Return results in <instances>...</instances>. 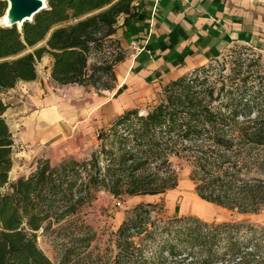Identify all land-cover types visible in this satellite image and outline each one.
Instances as JSON below:
<instances>
[{
    "label": "trees",
    "instance_id": "trees-1",
    "mask_svg": "<svg viewBox=\"0 0 264 264\" xmlns=\"http://www.w3.org/2000/svg\"><path fill=\"white\" fill-rule=\"evenodd\" d=\"M135 2L47 0L21 29L0 26V92L36 79L35 64L44 55L52 58L50 75L59 85L113 88L101 78L115 79L113 66L124 54L89 59L115 35L119 16L125 27L143 17ZM5 8L0 0V16ZM186 75L166 83L145 112L133 107L118 114L98 132L99 147L89 158L44 160L12 181L13 136L0 98V264H51L38 245L39 231L89 247L95 233L78 221V208L100 190L119 197L174 188L173 158L190 163L201 199L241 214L264 212V105H253L260 90L246 97V75L230 84L223 102L224 85L214 94V86L198 87ZM149 206L137 204L119 226L108 264H264V226L193 215L158 220L157 250L148 257L134 238L149 230ZM74 253V245L64 244L59 264H101L105 256Z\"/></svg>",
    "mask_w": 264,
    "mask_h": 264
},
{
    "label": "crops",
    "instance_id": "crops-1",
    "mask_svg": "<svg viewBox=\"0 0 264 264\" xmlns=\"http://www.w3.org/2000/svg\"><path fill=\"white\" fill-rule=\"evenodd\" d=\"M137 2L143 17L127 27L122 26L123 17L115 33L125 50L114 69L115 87L98 94L89 86L59 85L50 75L52 58L44 55L48 64L43 77L18 81L1 93L8 104L3 116L13 141L40 145L51 140L56 153L80 149L89 143L87 133L98 114L108 120L139 107L161 86L233 44L264 52V0Z\"/></svg>",
    "mask_w": 264,
    "mask_h": 264
},
{
    "label": "rangeland",
    "instance_id": "rangeland-1",
    "mask_svg": "<svg viewBox=\"0 0 264 264\" xmlns=\"http://www.w3.org/2000/svg\"><path fill=\"white\" fill-rule=\"evenodd\" d=\"M124 16L118 17V22L122 21ZM119 30L118 32H120ZM118 35L105 39L103 45L90 56L89 61L96 60H111L117 53L124 54L125 50L120 45ZM40 42L35 47L43 44ZM34 48V47H33ZM29 48L28 50H32ZM43 57V56H42ZM48 61L46 57L36 61V72L39 70L40 77L44 76ZM113 72L115 74V66ZM248 76V94L253 95V91L260 90L258 95H254V106L264 105V52L256 50L246 44H233L226 48L220 55L210 59L203 65H200L193 70L187 72V78L193 81V84L200 86H214L216 94L217 89L224 85V90L220 95V100L224 102L225 90L230 88V84L240 83L243 76ZM102 83L113 85L115 87V79H112L106 73H103L101 78ZM91 91L99 94V90L89 86ZM162 86L159 91H155L149 98L138 107L142 112L152 107L162 97ZM260 88V89H259ZM70 92V91H69ZM0 92V98H3ZM257 94V93H256ZM260 98V99H259ZM221 101H215L214 104H219ZM97 118L91 122V128L87 133L86 146L70 149V151L53 152L51 149V140L35 145H30L21 141H13V165L9 171V179L15 180L21 176H27L35 171L38 163L48 160L51 164H55L65 158H74L77 160L87 159L92 151L99 147L100 141L97 134L101 129H106L108 124L116 117L104 120L98 114ZM6 120V118H5ZM64 152V153H63ZM173 165L177 173V185L168 189L161 194L154 195H122L115 197L108 192L100 190L96 192L92 200L86 201L78 209V221H83L95 233L94 240L89 247H85L82 241H73L69 238H60L54 234L44 235L41 231L38 232L37 242L39 247L45 252L51 261V264H59L63 245H74V252L92 251L93 254H104V259L101 264H108L107 257H112L115 252L114 240L115 234L119 226L125 218L131 214V210L137 204H150L151 209L149 214V230L142 233L143 236L135 237L138 246L142 247L144 254L148 257L157 250V221L168 217H181L193 215L208 222L221 221H248L260 226H264V212L241 214L236 211L229 210L223 206L205 201L201 199L194 188V182L190 177L191 165L188 161L179 158H173ZM146 218L147 215H144ZM74 253V254H75ZM150 264H156L150 261Z\"/></svg>",
    "mask_w": 264,
    "mask_h": 264
},
{
    "label": "water",
    "instance_id": "water-1",
    "mask_svg": "<svg viewBox=\"0 0 264 264\" xmlns=\"http://www.w3.org/2000/svg\"><path fill=\"white\" fill-rule=\"evenodd\" d=\"M6 8L0 16L1 27L17 26L21 29L25 21L47 6V0H4Z\"/></svg>",
    "mask_w": 264,
    "mask_h": 264
},
{
    "label": "built area",
    "instance_id": "built-area-1",
    "mask_svg": "<svg viewBox=\"0 0 264 264\" xmlns=\"http://www.w3.org/2000/svg\"><path fill=\"white\" fill-rule=\"evenodd\" d=\"M136 43H137V44H140V40H139V39H137Z\"/></svg>",
    "mask_w": 264,
    "mask_h": 264
}]
</instances>
